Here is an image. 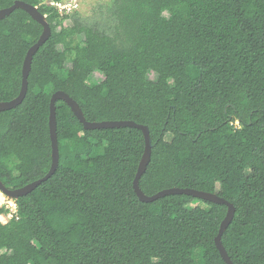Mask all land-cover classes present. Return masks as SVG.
<instances>
[{
	"label": "trees",
	"instance_id": "obj_1",
	"mask_svg": "<svg viewBox=\"0 0 264 264\" xmlns=\"http://www.w3.org/2000/svg\"><path fill=\"white\" fill-rule=\"evenodd\" d=\"M15 1L37 7L51 35L32 58L23 101L0 113L2 184L19 189L48 173L50 99L61 91L87 122L146 126L140 190L216 194L235 210L221 237L231 262L263 264L264 0H111L103 26L61 17L44 0H0V10ZM41 33L20 9L0 21V102L18 96ZM55 117L58 167L0 221V264H225L214 239L226 206L137 198L140 130H84L63 101Z\"/></svg>",
	"mask_w": 264,
	"mask_h": 264
},
{
	"label": "water",
	"instance_id": "obj_2",
	"mask_svg": "<svg viewBox=\"0 0 264 264\" xmlns=\"http://www.w3.org/2000/svg\"><path fill=\"white\" fill-rule=\"evenodd\" d=\"M20 9L27 13L33 21L38 23L42 27V33L37 40V42L29 48L22 65V81L21 89L18 96L8 102H0V113L16 108L23 101L27 92V79L31 69L32 58L38 49L49 39L51 35V28L47 23L45 16H43L37 7L26 4L22 1H15L12 6L0 10V21L5 17L11 15L15 10ZM63 101L71 110L73 115L83 126L84 130H100V129H118V128H135L141 131L144 139V152L139 162L137 172L133 181V190L139 201L143 203H152L160 198L170 196V195H184L191 196L195 199H199L205 202L224 205L227 208L226 215L221 222L219 232L214 239L216 249L225 264H233L229 259L227 252L225 251L221 237L224 231L227 229L234 217V207L232 204L228 203L224 199L218 197L216 194H211L207 192L197 191L193 189H179L171 188L160 191L152 196H146L139 188V179L146 171V168L150 162L152 143L149 135V130L146 126L138 125L132 121H104L100 123L87 122L83 116L81 109L78 104L71 99L66 93L58 91L54 93L50 99L49 107V137L51 142V166L48 173L41 179L34 181L19 189H7L0 181V192L6 197L16 201L17 199L30 194L35 190L40 184L46 182L56 171L59 163V151H58V141L56 134V117H55V102ZM264 264V263H263Z\"/></svg>",
	"mask_w": 264,
	"mask_h": 264
},
{
	"label": "rangeland",
	"instance_id": "obj_3",
	"mask_svg": "<svg viewBox=\"0 0 264 264\" xmlns=\"http://www.w3.org/2000/svg\"><path fill=\"white\" fill-rule=\"evenodd\" d=\"M69 2L73 0H44V3H47L50 5V3L53 2ZM78 3V10H76L73 14H77L81 18L87 20L88 22H97L100 23V25H107L110 21V13H109V4L111 0H75ZM71 25V21L69 19H65L63 21V26L68 27ZM77 44L75 39H70L69 45L71 48H73ZM73 54H70L69 57H72ZM67 67H69V64H67ZM152 77V76H151ZM94 81L101 80L102 78L99 75L93 76ZM169 139V137L167 138ZM0 194L5 198L4 202L0 206V208H4L7 210V213H4L0 215V221L2 223H6L8 214L10 211L13 210V206L15 201L6 197L1 192ZM8 222V221H7Z\"/></svg>",
	"mask_w": 264,
	"mask_h": 264
},
{
	"label": "built area",
	"instance_id": "obj_4",
	"mask_svg": "<svg viewBox=\"0 0 264 264\" xmlns=\"http://www.w3.org/2000/svg\"><path fill=\"white\" fill-rule=\"evenodd\" d=\"M50 6L54 7L58 14L63 17V16H69L72 13H74L76 10H78V3L77 1H69V2H53L50 3ZM16 217V205L14 203L13 210L10 211L8 214L7 221H9L11 218ZM6 221V223H7ZM2 223V222H1ZM5 224V223H2Z\"/></svg>",
	"mask_w": 264,
	"mask_h": 264
},
{
	"label": "bare ground",
	"instance_id": "obj_5",
	"mask_svg": "<svg viewBox=\"0 0 264 264\" xmlns=\"http://www.w3.org/2000/svg\"><path fill=\"white\" fill-rule=\"evenodd\" d=\"M4 197L0 194V206L2 205V203L4 202Z\"/></svg>",
	"mask_w": 264,
	"mask_h": 264
}]
</instances>
